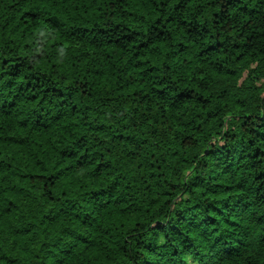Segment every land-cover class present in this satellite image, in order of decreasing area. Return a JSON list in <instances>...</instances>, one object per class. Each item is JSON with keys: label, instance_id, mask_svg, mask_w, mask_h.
<instances>
[{"label": "trees", "instance_id": "obj_1", "mask_svg": "<svg viewBox=\"0 0 264 264\" xmlns=\"http://www.w3.org/2000/svg\"><path fill=\"white\" fill-rule=\"evenodd\" d=\"M0 264H264V0H0Z\"/></svg>", "mask_w": 264, "mask_h": 264}]
</instances>
